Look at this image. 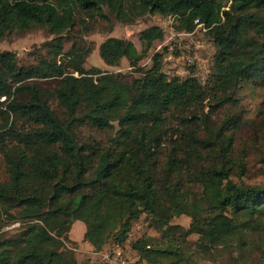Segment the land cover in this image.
Instances as JSON below:
<instances>
[{
  "label": "trees",
  "instance_id": "1",
  "mask_svg": "<svg viewBox=\"0 0 264 264\" xmlns=\"http://www.w3.org/2000/svg\"><path fill=\"white\" fill-rule=\"evenodd\" d=\"M80 13L91 21H110L112 15L121 22L148 14L174 15L176 29L187 33L202 25L219 49L210 100L214 107L228 104L244 81L247 66L237 63L234 54L245 33L255 27L264 34V0H230L229 6L219 0H0V41L34 28L61 35L78 25ZM163 36L159 26L141 33L148 45ZM56 41L59 55L62 39ZM253 45L249 43L250 49ZM99 51L109 66L123 58L137 65L140 59L132 41L117 37H109ZM262 51L264 43L253 48L249 58L259 74L264 73ZM142 73L129 84L113 76L94 79L92 75L98 74L94 72L65 75L58 98L69 117L62 120L49 102L51 92L38 82L64 75L58 61L24 66L13 52L0 51V148L5 164L0 231L4 221L30 224L19 236L1 233L0 264H79L66 245L77 220L86 224L84 240L100 251L111 236L123 244L132 222L143 212L160 223L168 221L163 215L167 205L189 213L195 202H188L190 195L177 178L182 177L188 156L200 155L209 143L197 130L182 132V144L173 147L162 169L160 151L168 115L203 102L204 86L195 78H168L156 66ZM25 91L28 98L20 96ZM113 120L120 126L115 149L99 154L95 141L79 136L87 124L106 128ZM126 171L132 180L121 185L119 176ZM229 173L225 165L206 166L195 176L202 189L198 203L209 213L203 222L193 218L203 246H226L254 226L264 233V185L236 184ZM133 249L143 260L154 254H180L177 248L152 249L141 239Z\"/></svg>",
  "mask_w": 264,
  "mask_h": 264
},
{
  "label": "rangeland",
  "instance_id": "2",
  "mask_svg": "<svg viewBox=\"0 0 264 264\" xmlns=\"http://www.w3.org/2000/svg\"><path fill=\"white\" fill-rule=\"evenodd\" d=\"M219 1L224 5H230V0ZM79 15L81 19L78 25L61 35L52 34L46 28H34L25 33H11L0 41V51L13 52L20 65L38 66L40 62L53 59L58 61L64 75L48 79L40 78L38 82L51 92L49 102L56 115L62 120H67L69 117L66 107L58 98V91L62 89L65 75L81 77L94 72L98 73L92 75L94 79L106 75L129 84L133 79L140 78L143 71L151 70L156 66L168 78L181 80L195 78L205 89L206 97L203 102H195L184 110L180 109L168 115L167 126L163 129L164 145L160 151L162 169L167 167L168 154L173 147L182 144V132L197 130V134L209 143L200 150V155L188 156L182 177L177 178L190 195L188 202L193 203V200L195 204L188 208L189 213L181 209L172 211L167 205L163 215L168 221L161 223L155 216L143 212L131 224L132 227L141 225L137 236L121 244L124 247L127 245L125 251L143 260L140 253L133 249L136 241L141 239L146 240L152 249L170 247V249L177 248L180 253L178 256L154 254L149 260L145 259L148 264H264V233L257 229V226L237 238L234 237L226 246L214 247L203 246L204 241L193 227L195 223L193 218L203 222L209 216L206 207L198 203L202 189L195 181V176L204 167L225 165L230 172V179L236 184L264 185V73L259 74L260 70L257 69L256 64L249 63L251 50L264 43V34L259 33L255 27L249 28L245 33L241 45L234 54L237 63L247 66L242 71L245 75L244 81L235 88L232 100L228 104L214 107L210 104V100L219 49L203 26L199 25L192 35H187L186 32L176 29L177 17L174 15L148 14L137 17L133 22H121L112 15L110 21L101 18L91 21L87 15L83 13ZM88 24L91 27L89 31L86 30ZM153 26L162 28L164 36L148 45L141 39V33ZM109 37L132 41L140 57L137 65L128 58H123L116 66L105 64L99 49ZM57 38H61L63 44L59 55H56L57 48L54 45ZM249 43H254L252 49ZM78 48L82 57H77V54H80ZM260 54L263 56L264 51ZM33 81L34 79H31L29 83L32 84ZM27 95L28 92L25 91L20 96L28 98ZM3 100L4 98L1 99ZM186 119L191 121L188 122ZM23 124V122L18 123V125ZM111 124V127L106 128L87 124L81 128V131L78 130L79 136L95 141L96 144L93 146H96L99 154H102L110 147L117 148L115 140L119 136L120 126L116 120ZM124 148L125 146L118 149ZM179 156L184 157V154ZM4 177L5 164L0 148V179ZM131 180L132 174L127 171L119 176L121 185L128 184ZM4 222L0 235L5 233L6 237L19 236L30 225L28 221ZM72 229L73 224L66 245L67 249L73 252L78 263L106 264L100 261L101 254L96 256L93 253L94 247L92 251L85 247V241L73 242L70 234ZM75 231L77 233L79 229L76 228ZM73 237L76 238V235ZM116 244L118 243L111 236L102 252L116 248Z\"/></svg>",
  "mask_w": 264,
  "mask_h": 264
},
{
  "label": "built area",
  "instance_id": "3",
  "mask_svg": "<svg viewBox=\"0 0 264 264\" xmlns=\"http://www.w3.org/2000/svg\"><path fill=\"white\" fill-rule=\"evenodd\" d=\"M185 34L192 35L193 32H190V33L186 32ZM140 228H141V225L139 224H137V226L131 227V229L127 233L126 240L129 242L131 241V238L136 237L137 232ZM125 248L126 247H124L123 245L118 244L117 247L114 249H107L104 252L105 255L102 258L103 263H106V264H148L145 260L135 258L136 255H133L131 253L128 254L125 251Z\"/></svg>",
  "mask_w": 264,
  "mask_h": 264
},
{
  "label": "crops",
  "instance_id": "4",
  "mask_svg": "<svg viewBox=\"0 0 264 264\" xmlns=\"http://www.w3.org/2000/svg\"><path fill=\"white\" fill-rule=\"evenodd\" d=\"M77 228V230L79 229V231L76 233V231H75V229ZM85 230H86V225L84 224V222L83 221H80V220H77V221H75L74 223H73V229L71 230V239L73 240V241H75V242H78V243H80L81 241H85L84 240V234H85ZM74 235H76V238H74L73 236ZM86 243V244H85ZM84 244H85V247L87 248V249H91L92 251H93V246L88 242V241H85L84 242ZM118 244H116V246H117ZM124 246V245H123ZM127 245H125V247H126ZM103 249H104V247L100 250V252H96V251H94L93 253L94 254H96V256L97 255H99V254H101L102 256V258H103V256L105 255V253L104 252H102L103 251ZM132 249V248H131ZM100 261H102V259L100 260ZM103 262V261H102Z\"/></svg>",
  "mask_w": 264,
  "mask_h": 264
}]
</instances>
